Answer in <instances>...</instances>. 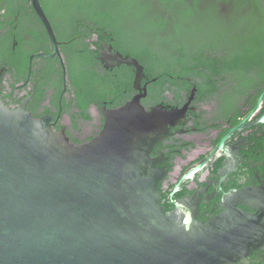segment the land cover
Listing matches in <instances>:
<instances>
[{"label":"water","instance_id":"water-1","mask_svg":"<svg viewBox=\"0 0 264 264\" xmlns=\"http://www.w3.org/2000/svg\"><path fill=\"white\" fill-rule=\"evenodd\" d=\"M33 7L59 57L60 42L40 0ZM105 67L133 66L137 93L104 118L91 140L74 143L57 129L52 115L35 117L26 105L12 108L2 97L0 73V264H235L261 241V220L235 210L199 221L190 210L167 211L151 169L156 143L176 125L186 108L147 109L144 66L111 44L100 51ZM264 88L249 117L260 105ZM192 97V96H191ZM264 116L260 118L263 120ZM245 120V119H244ZM232 127L224 136L239 129ZM181 206V205H179Z\"/></svg>","mask_w":264,"mask_h":264},{"label":"flooded vegetation","instance_id":"flooded-vegetation-1","mask_svg":"<svg viewBox=\"0 0 264 264\" xmlns=\"http://www.w3.org/2000/svg\"><path fill=\"white\" fill-rule=\"evenodd\" d=\"M40 1L45 10L42 0ZM165 2L163 4L162 0H152L149 14L160 22L174 21L180 8L179 0ZM229 8V5H221L219 14L225 15ZM249 10L246 7L244 12ZM45 12L47 14L46 10ZM255 13V21L245 20L235 27L245 44L249 37L256 40L262 32V24L258 20L260 12ZM47 16L49 17L48 14ZM99 29L91 37L84 38L94 50L91 57L94 67L103 76L123 77L127 70L135 74L134 67L130 66L129 69L126 64L105 67L100 59V51L107 44H111L114 50L123 55L129 54L113 44L115 38L110 34L102 36ZM205 40L211 42L215 39L207 37ZM219 41L217 52L207 50L203 54H195L194 84L190 90L184 85L165 87L164 97L159 103L150 101L148 91L142 98L147 109L156 105L166 109L183 108L188 104L180 121L170 126L167 136L153 147L151 157L161 158V162L151 163L149 168L164 171L159 189L162 204L167 211L175 210L185 214L187 208L203 222H209L231 210L258 216L262 224L261 241L258 247L252 248L242 261L235 264H264V118L260 121L264 116V96L258 108L246 118L264 88V58L263 54H245L241 59L242 68L232 69V56L227 52L226 38L221 37ZM61 44L60 52L66 65ZM51 51V40L34 10L32 0H0V73L3 99L12 108L26 105L35 117L52 115L57 129L65 128L74 143H85L97 135L103 126L104 118L100 108H115L123 95H132L131 99L137 91L124 90L120 96L111 95L110 99L102 100L99 105L92 104L91 122L95 126L90 133H83L81 123L86 120L81 118V112L77 108L69 106L72 91L66 94V102L63 101L64 96H60L58 103L52 101L54 98L51 91L47 92L44 99L38 93V80L46 70L57 77L62 66L61 59L49 58L53 60L44 62L40 56L34 58L30 77L28 70L25 74L22 69L27 56L30 59L32 54ZM233 75L242 76L240 84L232 80ZM178 81L184 82L183 79ZM242 120L241 127L231 132L221 145L227 132ZM75 123L77 128L74 127Z\"/></svg>","mask_w":264,"mask_h":264},{"label":"trees","instance_id":"trees-1","mask_svg":"<svg viewBox=\"0 0 264 264\" xmlns=\"http://www.w3.org/2000/svg\"><path fill=\"white\" fill-rule=\"evenodd\" d=\"M42 2L58 40L62 42L61 51L66 56L68 89L63 95V101L66 102V94L72 91L69 106L77 108L81 112V118L86 121L93 119L90 111L92 104L99 105L102 100L110 99L111 95L120 96L124 90L134 91L135 74L130 70H127L125 76L115 78L103 76L94 67L91 61L94 50L84 38L91 37L98 28L102 36L110 34L115 38L113 44L117 48L137 58L144 65L146 78L143 84L147 85L150 101L154 103L162 101L165 87L184 85L190 90L194 84L195 54H203L207 50L217 52L221 37L226 38L227 52L232 56V69L242 68L241 59L245 54H263L264 58V0H179L180 8L174 21L170 22H160L149 14L152 0ZM162 3L166 4L165 0ZM221 5H229L228 16L219 14ZM246 7L250 10L239 16L238 13ZM256 11L260 12L258 20L262 24V32L256 40L249 37L245 44L235 27L245 20L255 21ZM207 37L215 40L206 41ZM71 46L74 48L70 49ZM52 60L43 58L44 62ZM28 62L29 56L22 66L25 74ZM262 67L264 69V59ZM127 68L130 69V66ZM62 71L60 66L57 77H53L46 70L38 80V93L43 99L51 91L54 98L52 101L58 103L63 88ZM231 78L240 84L242 76L233 75ZM179 79L184 82H179ZM262 79L264 81V75ZM131 96L123 95L116 103L117 107ZM74 127L77 128V123Z\"/></svg>","mask_w":264,"mask_h":264},{"label":"rangeland","instance_id":"rangeland-1","mask_svg":"<svg viewBox=\"0 0 264 264\" xmlns=\"http://www.w3.org/2000/svg\"><path fill=\"white\" fill-rule=\"evenodd\" d=\"M229 12H230V10H227L225 12V15H223V16H225V17L228 16L230 14ZM244 13H245L244 11H240L238 13V15L242 16ZM92 112L95 114V117L98 116L95 110H93ZM94 126H95V124L93 121L92 122L91 121H82V123H81L82 132L88 134L94 129Z\"/></svg>","mask_w":264,"mask_h":264}]
</instances>
